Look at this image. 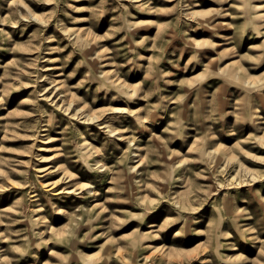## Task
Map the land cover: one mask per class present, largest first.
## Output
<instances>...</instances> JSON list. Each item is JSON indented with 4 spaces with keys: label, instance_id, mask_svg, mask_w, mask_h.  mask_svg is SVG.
<instances>
[{
    "label": "rangeland",
    "instance_id": "obj_1",
    "mask_svg": "<svg viewBox=\"0 0 264 264\" xmlns=\"http://www.w3.org/2000/svg\"><path fill=\"white\" fill-rule=\"evenodd\" d=\"M0 264H264V0H0Z\"/></svg>",
    "mask_w": 264,
    "mask_h": 264
},
{
    "label": "bare ground",
    "instance_id": "obj_2",
    "mask_svg": "<svg viewBox=\"0 0 264 264\" xmlns=\"http://www.w3.org/2000/svg\"><path fill=\"white\" fill-rule=\"evenodd\" d=\"M47 169H50V167L49 168H47ZM53 171H56V170H53ZM56 187V185H54V187L53 188H55ZM74 192V190H68L67 191V193H69V194H72Z\"/></svg>",
    "mask_w": 264,
    "mask_h": 264
}]
</instances>
